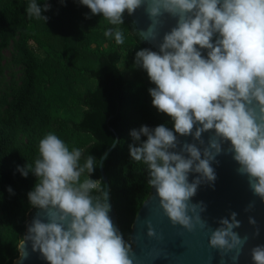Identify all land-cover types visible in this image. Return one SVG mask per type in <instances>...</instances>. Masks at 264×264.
I'll return each instance as SVG.
<instances>
[{
    "label": "clouds",
    "instance_id": "obj_1",
    "mask_svg": "<svg viewBox=\"0 0 264 264\" xmlns=\"http://www.w3.org/2000/svg\"><path fill=\"white\" fill-rule=\"evenodd\" d=\"M79 3L91 15L121 25L122 14L131 15L142 0ZM49 9L50 5L41 8L32 0L26 13L46 23L48 17L41 13ZM147 13L153 21L147 31L153 38L158 18L165 13L177 18L158 52L141 49L134 58V66L155 85L148 90L152 106L170 117L172 126L132 130L134 142L146 139L139 146L129 145V156L147 166V183L173 225L203 229L208 227L201 218L205 206L190 199L201 183L215 182L211 165L222 152L232 154L237 172L247 177L253 195L264 202V0H149ZM104 35L114 36L118 45L124 43L119 29H108ZM201 50H207L206 56ZM207 132L212 135L205 144L201 137ZM177 136H192L196 143H184L177 152ZM81 157V149L70 151L57 135L48 133L39 141L34 166L17 167L22 177L29 173L36 177L27 199L32 208L45 212L48 221L31 222L17 249L18 259L27 258L25 242H30L32 252H39L47 264H132L130 246L108 215V194L98 189L99 180L90 179L98 161L88 155L80 164ZM189 173L198 175L189 182ZM94 190L99 195H92ZM7 191L12 194L11 187ZM236 216L232 212L219 220L208 241L222 255L233 253L234 264L248 240L234 231L241 226ZM248 223L256 221L249 217ZM147 235H154L150 225ZM250 255L253 264H264V245L252 248Z\"/></svg>",
    "mask_w": 264,
    "mask_h": 264
},
{
    "label": "trees",
    "instance_id": "obj_2",
    "mask_svg": "<svg viewBox=\"0 0 264 264\" xmlns=\"http://www.w3.org/2000/svg\"><path fill=\"white\" fill-rule=\"evenodd\" d=\"M31 2L0 0V264L18 257L17 246L35 209L27 194L38 181L31 173L22 177L17 167L34 166L39 141L48 133L70 151L81 149L80 164L88 155L99 161L116 134L102 170L118 231L131 247L130 227L150 185L147 166L129 156V145L139 146L146 137L134 142L130 132L144 125L172 126L171 118L152 106L148 90L155 85L134 66L136 52L146 46L124 13L123 24L112 25L91 15L79 0H36L41 8L50 5L41 13L48 17L44 23L28 17ZM108 29L121 30L124 43L106 37ZM8 48L12 53L5 62L2 50ZM90 179L100 181L97 166Z\"/></svg>",
    "mask_w": 264,
    "mask_h": 264
},
{
    "label": "water",
    "instance_id": "obj_3",
    "mask_svg": "<svg viewBox=\"0 0 264 264\" xmlns=\"http://www.w3.org/2000/svg\"><path fill=\"white\" fill-rule=\"evenodd\" d=\"M148 3L149 0H142L141 6L131 15L125 11V18L130 23L132 31L136 34L141 33L144 37L141 39L137 34L146 49L158 52V45L162 42L164 34L176 26L177 18L166 13L158 18V22L154 24L155 38H153L147 31L153 23L147 13ZM215 38L214 36L213 41ZM201 52L206 56L207 50H201ZM193 131H195V126ZM112 134L114 141L100 156L97 165L100 181L107 194L108 183L102 170V162L117 141L116 134L114 132ZM210 135H212L211 132L202 134L201 139L205 141V144H207ZM177 140L179 141L178 147L175 149L177 152L180 151V146L184 143H196L192 136H177ZM197 146L200 147L198 143ZM228 147V142H225L223 148L226 150ZM211 166L216 173L215 182L213 184L201 183L196 194L190 199L192 204L202 203L205 206L201 218L207 222L208 227L201 229L199 225L194 224L193 229L188 231L179 225H173L160 208L155 189L150 187L149 195L139 207L130 227L128 242L131 245L129 258L132 260V264H234L231 259L233 253L222 255L219 250L210 248L208 244L211 230L219 227L218 221L228 218L232 212L237 213L236 219L241 222V226L234 231L240 237H248L235 264H253L250 255L251 249L258 245H264V202L253 195L247 177L237 172L239 165L232 159V154L226 151L222 152ZM197 175L189 173V182ZM107 203L110 205L108 215L114 228L118 231L109 196ZM249 204H252V207L245 211ZM249 217L255 219V225L248 223ZM36 218H40L42 222H48L45 212L35 208L28 216L22 238L27 234V228ZM149 225L154 232L152 237L147 235ZM257 232L258 234H256ZM25 243L28 252L27 258L20 260L17 257L12 261V264H47L39 252H32L30 242Z\"/></svg>",
    "mask_w": 264,
    "mask_h": 264
},
{
    "label": "rangeland",
    "instance_id": "obj_4",
    "mask_svg": "<svg viewBox=\"0 0 264 264\" xmlns=\"http://www.w3.org/2000/svg\"><path fill=\"white\" fill-rule=\"evenodd\" d=\"M31 47L33 48V50L35 51V53L38 55V56H41L42 53L41 51H39V49H37L33 44H31ZM12 53V50H10L9 48L8 49H5V50H2V55H3V58H4V61L7 62L9 61L10 59V54ZM127 58V56H125V59ZM125 61H123L120 66L123 67L125 66ZM16 69V68H15ZM5 74V73H4Z\"/></svg>",
    "mask_w": 264,
    "mask_h": 264
},
{
    "label": "flooded vegetation",
    "instance_id": "obj_5",
    "mask_svg": "<svg viewBox=\"0 0 264 264\" xmlns=\"http://www.w3.org/2000/svg\"><path fill=\"white\" fill-rule=\"evenodd\" d=\"M124 14H125V12H124Z\"/></svg>",
    "mask_w": 264,
    "mask_h": 264
}]
</instances>
